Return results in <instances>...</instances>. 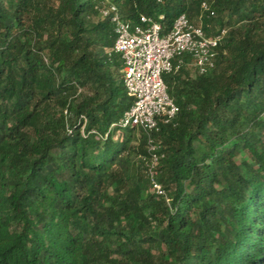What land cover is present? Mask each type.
<instances>
[{
    "label": "trees",
    "instance_id": "1",
    "mask_svg": "<svg viewBox=\"0 0 264 264\" xmlns=\"http://www.w3.org/2000/svg\"><path fill=\"white\" fill-rule=\"evenodd\" d=\"M111 5L225 32L213 69L164 76V197L147 135L111 127L133 103ZM0 264H264V0H0Z\"/></svg>",
    "mask_w": 264,
    "mask_h": 264
},
{
    "label": "built area",
    "instance_id": "2",
    "mask_svg": "<svg viewBox=\"0 0 264 264\" xmlns=\"http://www.w3.org/2000/svg\"><path fill=\"white\" fill-rule=\"evenodd\" d=\"M201 9L208 12L205 3ZM99 12L102 18H109L113 24L115 41L112 52L122 60L123 85L133 99L131 107L111 127L136 128L147 135L150 156L145 167L149 191L164 197L165 192L155 179L159 157L154 153L155 146L149 136L157 129L158 122L172 123L179 108L168 94L162 75L178 71L185 56L190 57L189 66L198 74L213 69L215 50L225 32L206 36L202 27L190 23L184 14L175 20L169 32L162 33L161 26L145 16L131 24L121 20L115 6H103Z\"/></svg>",
    "mask_w": 264,
    "mask_h": 264
},
{
    "label": "rangeland",
    "instance_id": "3",
    "mask_svg": "<svg viewBox=\"0 0 264 264\" xmlns=\"http://www.w3.org/2000/svg\"><path fill=\"white\" fill-rule=\"evenodd\" d=\"M165 75H167V74H163V75H162L163 80H164V76H165Z\"/></svg>",
    "mask_w": 264,
    "mask_h": 264
}]
</instances>
